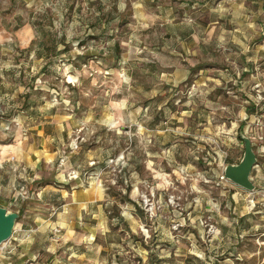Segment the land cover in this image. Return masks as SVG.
<instances>
[{
  "label": "rangeland",
  "instance_id": "374dc122",
  "mask_svg": "<svg viewBox=\"0 0 264 264\" xmlns=\"http://www.w3.org/2000/svg\"><path fill=\"white\" fill-rule=\"evenodd\" d=\"M29 104L74 121L102 193L81 238L18 225L34 264H264V0H0V117ZM240 131L254 191L223 178Z\"/></svg>",
  "mask_w": 264,
  "mask_h": 264
},
{
  "label": "crops",
  "instance_id": "0c3cea01",
  "mask_svg": "<svg viewBox=\"0 0 264 264\" xmlns=\"http://www.w3.org/2000/svg\"><path fill=\"white\" fill-rule=\"evenodd\" d=\"M15 121L17 125L12 126V132L0 130V163L15 156L14 165L24 167L27 171L19 176L11 174L6 163L0 169V204L20 214L9 243L16 241L22 251L23 243L27 249L31 246L23 240L27 233L18 232V225L27 226L29 221L44 222L45 215L41 213V208L56 210L53 211L57 215L56 221L49 223L60 225L65 236L68 235L70 239L81 238L78 230L82 224V214L93 208L102 193L94 182L89 181L90 177L86 176L82 165L72 161L77 152L70 150L68 144L76 124L64 114L50 111L49 106L35 104L21 109ZM62 152L67 160L60 165ZM72 170L76 172V178L69 176ZM15 178L24 184L23 195L10 188ZM37 236L33 234L29 239L34 240ZM17 241L20 243L17 244ZM37 243L34 245L37 246ZM16 259L15 264H34L35 253L26 250Z\"/></svg>",
  "mask_w": 264,
  "mask_h": 264
},
{
  "label": "water",
  "instance_id": "95a60500",
  "mask_svg": "<svg viewBox=\"0 0 264 264\" xmlns=\"http://www.w3.org/2000/svg\"><path fill=\"white\" fill-rule=\"evenodd\" d=\"M239 137L243 143V155L238 163L227 164L223 169V178L246 191H254L255 184L251 174L257 164V155L253 149L251 139L242 131ZM20 217L18 212L9 211L0 204V245L12 238L17 221Z\"/></svg>",
  "mask_w": 264,
  "mask_h": 264
},
{
  "label": "built area",
  "instance_id": "2783aa9c",
  "mask_svg": "<svg viewBox=\"0 0 264 264\" xmlns=\"http://www.w3.org/2000/svg\"><path fill=\"white\" fill-rule=\"evenodd\" d=\"M0 119H1L0 120V130H2L4 132H11L12 131V126L13 125H17V122L15 121V119L5 120L2 117H0ZM68 147H69L70 150L75 151L76 149H78L77 141L74 140V139H71L69 144H68ZM66 160H67V156L64 154V152H62L61 156L59 157V164L63 165ZM15 162H16L15 156H11L8 159H6L5 161L0 163V169L4 168L3 166L6 163V164L9 165V170H10L11 174L18 175V176H19L20 173H25L26 174L27 173L26 169L24 167L15 166L14 165ZM255 167H256V165H255ZM255 167H254V169H255ZM69 176L71 178H76L77 174H76L75 171L72 170L69 173ZM23 182L25 183V180ZM10 188L13 189V190H18V192L21 195L24 194V184L19 183L17 181V178H15L13 180V182L11 183ZM11 239H9L7 242H5L2 245H0V250H2L5 247V245H7V243H9L11 241Z\"/></svg>",
  "mask_w": 264,
  "mask_h": 264
},
{
  "label": "trees",
  "instance_id": "16d2710c",
  "mask_svg": "<svg viewBox=\"0 0 264 264\" xmlns=\"http://www.w3.org/2000/svg\"><path fill=\"white\" fill-rule=\"evenodd\" d=\"M254 109H255V108H251L250 110H247V113H248V114H252L253 111H254ZM239 139H240V138H239ZM227 163H232V164H234V163H237V162H231V161H228Z\"/></svg>",
  "mask_w": 264,
  "mask_h": 264
}]
</instances>
